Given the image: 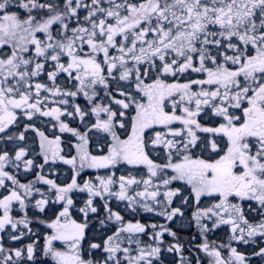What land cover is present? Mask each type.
<instances>
[{
  "label": "snow or ice",
  "instance_id": "6c2138e0",
  "mask_svg": "<svg viewBox=\"0 0 264 264\" xmlns=\"http://www.w3.org/2000/svg\"><path fill=\"white\" fill-rule=\"evenodd\" d=\"M34 118L75 138L68 155ZM57 161L71 166L67 182L50 178ZM119 166L146 173L117 177ZM85 169L109 174L80 183ZM0 189V264H37L38 249L51 264L264 261V0H0ZM177 197L194 208L199 243L111 207L171 222L184 216ZM50 205L53 218L28 214ZM90 217L103 235L88 238ZM33 223L50 229L42 247ZM222 226L227 242L209 240Z\"/></svg>",
  "mask_w": 264,
  "mask_h": 264
},
{
  "label": "rangeland",
  "instance_id": "374dc122",
  "mask_svg": "<svg viewBox=\"0 0 264 264\" xmlns=\"http://www.w3.org/2000/svg\"><path fill=\"white\" fill-rule=\"evenodd\" d=\"M192 75H193L194 78L196 77V74H192ZM80 100H83V98L82 97L77 98V102H79V103H81L83 105L84 100L82 102ZM26 122L27 121L23 120V119L19 120L18 121V125L13 128V132L23 131V129L20 128L19 125L24 124ZM69 122L72 123V124H77V121L73 122V121L69 120ZM33 123L35 124L36 127L42 129L46 133L50 132L51 136L59 135L65 140V137H63L64 134H61L58 131V129H53L51 127L50 118H38V119L34 118ZM26 136L28 137V141H27L28 144L32 145L33 148L35 149V152H36L37 151V147H38V139L39 138L35 135V133H33L31 131L26 133ZM67 136H70V135H67ZM67 141L69 143L66 142L64 144V146L66 148L65 152H64L65 155L69 154V144H75L77 142L75 140V138H73L72 136L67 137ZM70 154L75 155L74 149L71 151ZM61 162L62 161H57L55 164H52V166H51L52 175L50 176V178L56 179L58 183L67 182L68 181V177L71 174V166L69 168V171L66 172L67 169H63V165H61ZM86 170H92V169H85L84 171H86ZM48 171H49V166L46 165L45 166V172H48ZM145 173H146V169L143 168V167H140V168H137V169L135 168L133 170L131 168H128L127 166H122L121 168L119 166V168L117 170H115V175L117 177L120 176V175H129V174H131V175H135V176H137V178H139L141 175H144ZM99 174H101V175H99ZM99 174H98L99 176H106V175L109 174V170H105L104 169L103 171H100ZM96 177L97 176L94 173H92V174L89 173L88 178L83 179L82 182L86 181V180H89V179L95 180ZM31 179H33L32 174H29L26 177L25 176H21L22 182H27V180H31ZM78 182L82 183L79 179H78ZM181 185H182V182H176V183L173 184V187H181ZM184 194L187 195L186 192ZM86 198H87L86 193H76V194L73 195V199L77 201V207H80L78 205L82 206L81 201L83 199H86ZM100 203H101V201L99 199H97V201H96L97 206H99ZM172 206L173 207H181V202H180L179 197H177L173 201V205ZM111 207L113 208V210L120 211L121 214L125 216L126 220H130L132 222H136L138 220L141 223H144L143 222L144 220H143L142 216H143V214L146 213L147 217H151L152 218V222H150V223H157V224H165V223H167L168 227H170L173 231H175L177 233V235L183 241H190V240H192L195 237L194 235H191L189 233V230L191 229L190 227H192L193 223H194L193 221H191V212L192 211H189V208H185V210H183L184 207H181V210L184 212V216L183 217H179L178 216V217L174 218V220H173V221L176 222V224L179 227L183 228V229L180 228L181 231L183 230L182 231L183 233H182V232L177 231L176 229H174L171 226V223L166 221V219L164 217L158 216V215H156L154 213L144 212L142 210H138L136 213H131L127 209L126 202L117 201L115 198H113L111 200ZM58 209H59V205L58 206L50 205L49 209H46V210L50 211L49 218H53V213L58 211ZM34 213L39 217V219H41V220L45 219V215L39 216L38 210H35V209L30 210L28 214L31 217V216H33ZM18 214L19 215H23V213L20 212V210H19ZM103 215H104L103 212H101L100 213V217L103 218ZM130 215L133 216L131 219L129 218ZM253 215H254L253 213H249V218L250 219L253 218ZM73 217L75 219H77L78 221H82V219H83L82 215L80 213L76 212L75 210L73 211ZM90 220H92L93 224H95V227H90V230L87 232L88 238L91 239V237H93V236L99 237V236L103 235L104 233H102L99 230L100 229L99 224L96 223V218L95 217H90ZM33 224L36 227V230H33V232L37 234L36 238L39 239V240H43V236L47 235L50 232V229H47L45 224H41V223H33ZM220 230L222 231V235L225 232H227V234H228V231H229L227 227H223ZM186 233H188V234H186ZM108 234H110V232ZM165 235L167 236V238H165V240L166 241H171L172 238L169 237L167 234H165ZM143 239L147 240L148 238L147 237H143ZM9 242L11 244L9 246H7V247H22L24 244L30 243L31 240L29 238H25L21 242H16V241L14 242V241H11V240H9ZM96 242H99V240H97ZM57 246L61 247L62 245L57 243ZM252 248H253V245H251V246L248 245V247H247L248 252H252ZM38 251H39V249H38ZM168 254H169V257H167L166 259L170 261L173 258V254H170V253H168ZM43 258H46V257L43 256Z\"/></svg>",
  "mask_w": 264,
  "mask_h": 264
},
{
  "label": "flooded vegetation",
  "instance_id": "af4514ba",
  "mask_svg": "<svg viewBox=\"0 0 264 264\" xmlns=\"http://www.w3.org/2000/svg\"><path fill=\"white\" fill-rule=\"evenodd\" d=\"M81 102L83 101V100H80ZM27 123V122H26ZM25 124V123H24ZM24 124H21V125H19V127L20 128H22L23 129V125ZM71 124V126H73V127H80V124H79V122L77 121V124H72V123H70ZM38 128V127H37ZM41 131H43L42 129H41ZM45 132V131H44ZM45 134L46 135H48L49 136V138H52L53 136H51V134H50V132H45ZM64 134V136L63 137H65V140L61 137V140H62V144H61V147L64 149V152H65V146H64V144L67 142V143H69L68 141H67V137H70L71 136V134L70 133H63ZM67 135H70V136H67ZM71 141V140H70ZM39 151V148L37 147V151L36 152H38ZM32 158H34L35 159V161H37L36 163L37 164H41V163H43V158L41 157V156H37V155H35V154H33V157ZM61 165H63V169H67V171L66 172H68L69 171V168H70V166L69 165H66V164H64V163H62L61 162ZM51 166H52V164H51ZM122 166H120V168H121ZM128 168H131V169H135V168H132V167H130V166H127ZM119 168V167H118ZM137 169V168H136ZM104 169H100V170H96V169H92V170H86V171H83L82 173H81V176L78 178L81 182H82V180L83 179H86V178H88V175H89V173H94L96 176H99V175H101V174H99V172L100 171H103ZM88 171V172H87ZM61 174V173H60ZM99 174V175H98ZM71 175V174H70ZM33 176V175H32ZM3 190L2 189H0V192H2ZM84 200V199H83ZM208 203V201H202V204H207ZM56 206H58V205H56ZM78 206H81V205H78ZM183 210H185V208L183 209ZM194 210V208H189V211H193ZM21 212V211H20ZM46 212H47V215L45 216V219H48L49 218V214H50V211L49 210H46ZM19 208H18V206L15 208V211H14V215H17V216H19ZM246 214L247 215H249V213L247 212V210H246ZM145 215V216H144ZM39 216H43V214H39ZM133 216H129V218L131 219ZM142 218H143V222L144 223H146V224H149L150 222H152V218L151 217H147V215H146V213L145 214H143V216H142ZM44 219V220H45ZM171 223V226L174 228V229H176L177 231H180V232H182L181 230H180V228L181 229H183L182 227H179L177 224H176V222L175 221H172V222H170ZM223 227H227V226H222L221 228H223ZM191 229L189 230V233L191 234V235H194L195 236V238H196V240H195V242L196 243H199L200 242V240H199V236H198V230H197V228H196V226H195V223H193V226L192 227H190ZM220 228V229H221ZM220 229H217L216 231H214L213 233H211L210 235H209V240H211V241H215V242H217V243H222V242H227V239H228V234H227V232H225L223 235H222V231L220 230ZM32 230H36V227H35V225L33 224L32 225ZM183 233V232H182ZM186 234H188V233H186ZM185 235V234H184ZM37 237V236H36ZM165 238H167V236L165 235ZM40 241V246L42 247V245H43V240H39ZM15 242V241H14ZM58 244H60L59 242H57ZM11 243L9 242V239H7V237H5V246L7 247V246H9ZM61 245V244H60ZM234 246H236V247H238V249L239 250H241V251H244V252H246L247 254H249V255H251V252H248V250H247V247H248V245H244V244H235ZM253 247H256V245L255 244H253ZM167 257H169V254L167 253V252H164L163 254H162V257H161V264H171V262H172V260H173V258H172V260H167L166 258ZM36 261H37V264H51V261H50V259L49 258H43V255H42V252L39 250L38 252H37V254H36ZM252 264H264V261H260V260H258L257 258H255V257H253L252 258Z\"/></svg>",
  "mask_w": 264,
  "mask_h": 264
}]
</instances>
